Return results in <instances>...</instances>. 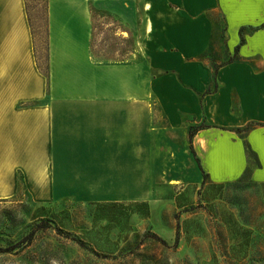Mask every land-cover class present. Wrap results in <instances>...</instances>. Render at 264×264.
<instances>
[{"label":"rangeland","instance_id":"rangeland-1","mask_svg":"<svg viewBox=\"0 0 264 264\" xmlns=\"http://www.w3.org/2000/svg\"><path fill=\"white\" fill-rule=\"evenodd\" d=\"M51 1L62 0H22L38 65L47 66L50 35L56 62L67 65L52 88L68 99L56 119L61 151L25 181L16 168L26 154L3 151L0 137V264H264V148L254 147L264 140V3L262 23L230 27L220 0H186L191 9L174 0H75L89 7L83 37L96 69L139 65L134 88L148 86V133L134 151L92 130V114L75 103L107 75L76 72L84 65L73 50L78 35L50 34ZM185 14L192 33L208 36L183 71L153 54L163 50L154 37L173 34ZM191 67L210 76L202 90L186 83ZM164 80L168 91L152 86Z\"/></svg>","mask_w":264,"mask_h":264},{"label":"crops","instance_id":"crops-1","mask_svg":"<svg viewBox=\"0 0 264 264\" xmlns=\"http://www.w3.org/2000/svg\"><path fill=\"white\" fill-rule=\"evenodd\" d=\"M174 1L183 8L191 9L186 0ZM261 1L220 0V3L232 27L244 23L246 18V22L251 25L262 23L258 17ZM187 13L192 14V12ZM192 21L185 14L173 34L166 32L161 37L155 36L156 49L163 48V50L154 53L153 56L158 54L166 62L173 58L172 62L180 65L182 69L184 67L182 63L187 58L204 51L208 35L200 28L196 29L197 33H192ZM27 22L22 0H0V34L3 40L0 44V137L3 151L26 154L16 168L17 172L22 173L25 181H29L40 168L44 167L43 157L52 159V153L61 151L58 150L57 143L58 134L62 132L64 123L56 122V119L58 113L63 112L68 106L67 98H61L52 93L54 72H57L58 65H64L58 64L54 58L51 35L47 55L48 76H45L38 68ZM2 23H4L3 27ZM90 23L89 7L84 1L62 0L51 1L49 4L50 34L58 30L67 33L72 29V33L78 35V37H72L76 42L73 50L82 58L84 65L75 67L76 72L88 76L94 73L98 75V72L103 70V73L107 75L105 82L96 79L94 85L86 87L88 92L83 89L81 91L84 94L83 97L77 98L75 103L85 108L87 113L92 114V130L100 132L104 129L109 133V137H123L122 143L138 151V147H143V142L145 143L143 134L147 135L149 128L148 122L143 120V112L146 114H144L145 117L148 115L146 106L149 101L148 92L146 91V95L142 94L144 88L148 89L147 83H145L146 86L140 87L142 92L134 88L136 87L134 83L138 82L139 77L134 76V67L139 65L132 63H110L96 69L95 65L98 63L90 55L88 37H83L84 33L87 34ZM158 62L160 64V60ZM187 63L192 65L194 62L189 60ZM178 70L181 73L185 71L179 68ZM186 76L189 78L186 83L195 90L205 88L210 78L209 75L200 71L192 75V67ZM152 83V86L159 84L165 92L172 87L165 80ZM95 92H98L97 95L91 94ZM156 99L162 103L165 97L161 95ZM134 112L140 113L142 117L138 119L134 116ZM261 127H264V123ZM254 147L261 151V148H264V140L259 145L254 143ZM31 153L35 154L32 157L34 167L31 166V158L27 157V154ZM261 175L264 176V173ZM259 178L262 179V177Z\"/></svg>","mask_w":264,"mask_h":264},{"label":"trees","instance_id":"trees-1","mask_svg":"<svg viewBox=\"0 0 264 264\" xmlns=\"http://www.w3.org/2000/svg\"><path fill=\"white\" fill-rule=\"evenodd\" d=\"M121 63H123V62H121ZM38 68L40 69V71L45 75V76H48V67L46 66L45 68H42V67H40L39 65H38ZM145 238L147 239V240H152V241H161V243H163V244H166L165 242H164V240H161L158 236H156L155 234H152L151 232H147V233H145ZM0 251H1V249H0Z\"/></svg>","mask_w":264,"mask_h":264},{"label":"snow or ice","instance_id":"snow-or-ice-1","mask_svg":"<svg viewBox=\"0 0 264 264\" xmlns=\"http://www.w3.org/2000/svg\"><path fill=\"white\" fill-rule=\"evenodd\" d=\"M262 3H264V0H262Z\"/></svg>","mask_w":264,"mask_h":264}]
</instances>
